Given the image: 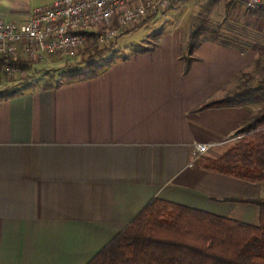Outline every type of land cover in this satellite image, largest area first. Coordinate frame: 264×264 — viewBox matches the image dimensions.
Listing matches in <instances>:
<instances>
[{"label": "crops", "instance_id": "obj_1", "mask_svg": "<svg viewBox=\"0 0 264 264\" xmlns=\"http://www.w3.org/2000/svg\"><path fill=\"white\" fill-rule=\"evenodd\" d=\"M33 9L0 0V21ZM180 41L166 30L94 77L0 99V264H88L153 199L258 224L238 201L264 199V182L200 166L234 145L254 104L199 110L248 87L255 54L203 43L185 72ZM196 144L212 147L196 158Z\"/></svg>", "mask_w": 264, "mask_h": 264}, {"label": "trees", "instance_id": "obj_2", "mask_svg": "<svg viewBox=\"0 0 264 264\" xmlns=\"http://www.w3.org/2000/svg\"><path fill=\"white\" fill-rule=\"evenodd\" d=\"M250 14L264 17V10L250 8ZM150 20L151 18L146 19L132 28ZM160 34L161 32L157 33L155 38L158 39ZM200 35V31L189 35L186 56L183 57L185 72L192 62V52L204 43L197 41ZM212 35L213 41L210 43H216L219 34L212 32ZM103 49L92 43L82 51V55L88 56L87 70L82 73L75 69L70 75V81L96 76L102 66L95 62L94 57L100 56ZM151 51L152 47L138 45L132 48L131 54L140 55ZM121 58L125 60L127 55ZM112 62L109 60L106 66ZM0 66L15 67L24 73L31 68L28 62L10 56H0ZM45 88L49 89L51 86ZM14 94L17 92L6 97ZM263 100L264 84H259L246 88L241 94L209 101L199 110L255 104ZM233 138H236V142L219 159L201 158V168L251 183L264 182V107L257 115L243 122ZM238 202L258 207L257 225L153 199L88 264H264V199Z\"/></svg>", "mask_w": 264, "mask_h": 264}, {"label": "rangeland", "instance_id": "obj_3", "mask_svg": "<svg viewBox=\"0 0 264 264\" xmlns=\"http://www.w3.org/2000/svg\"><path fill=\"white\" fill-rule=\"evenodd\" d=\"M54 1L57 0H30V5L31 8L47 7ZM170 10L168 15L126 30L113 44L105 47L100 56L94 57L95 62L104 67L109 60H119L129 54L134 46L154 47L157 42L155 35L166 30L180 32V42H185L184 48H187L192 32L200 31L197 41L204 43L212 42V32H215L220 37L215 41L217 44L255 54V73H249L246 88L264 84V17L251 15L250 8L240 0H179ZM242 44L245 46L242 47ZM87 59V55L76 52L29 60L31 68L28 72L0 79V99L28 88L53 87L66 83L70 81V75L75 69L82 73L87 70ZM244 89L236 94L243 93ZM253 107L254 115H257L264 107V100L255 103Z\"/></svg>", "mask_w": 264, "mask_h": 264}, {"label": "built area", "instance_id": "obj_4", "mask_svg": "<svg viewBox=\"0 0 264 264\" xmlns=\"http://www.w3.org/2000/svg\"><path fill=\"white\" fill-rule=\"evenodd\" d=\"M179 0H57L35 8L28 21L17 24L0 21V56L29 60L82 52L92 43L109 47L126 30L146 19L163 17ZM246 7L263 9L264 0H240ZM24 72L0 66V77H15ZM212 145L193 146L196 158Z\"/></svg>", "mask_w": 264, "mask_h": 264}]
</instances>
